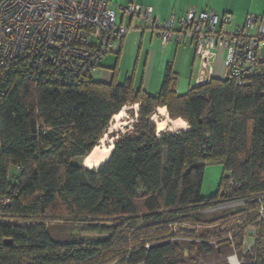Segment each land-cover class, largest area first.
<instances>
[{"label":"trees","instance_id":"1","mask_svg":"<svg viewBox=\"0 0 264 264\" xmlns=\"http://www.w3.org/2000/svg\"><path fill=\"white\" fill-rule=\"evenodd\" d=\"M175 81L171 67L157 95L135 87L132 76L117 84L115 73L108 83L88 77L76 87L21 74L8 81L0 97V197L10 204L0 209L14 223L0 224V264H183L167 226L212 225L191 215L218 204L229 179L238 183L235 195L264 192V62L245 87L214 79L179 94ZM127 105L138 106L137 118L116 135L109 159L96 170L73 164L98 147ZM159 108L188 129L157 133L152 117ZM41 120L49 133H37ZM207 165L222 169L210 197L201 194ZM70 220L115 225L85 229L99 236L95 241L56 242L48 222ZM240 220L257 235L254 264H264V226Z\"/></svg>","mask_w":264,"mask_h":264},{"label":"built area","instance_id":"2","mask_svg":"<svg viewBox=\"0 0 264 264\" xmlns=\"http://www.w3.org/2000/svg\"><path fill=\"white\" fill-rule=\"evenodd\" d=\"M118 15L136 20L141 24L136 30L154 34L162 47L192 43L193 87L214 79L233 81L239 88L249 86L259 63L264 62V15L249 14L243 22H236L230 13L191 7L183 16L172 14L162 22L152 7L134 3L113 9L110 0H0V97L7 93L8 81L19 74L43 84L65 87H76L91 77L101 61L118 53L121 41L134 31L118 24ZM50 131L42 120L37 124V133ZM16 170L19 173L21 168ZM237 187L233 179L227 180L223 199L191 216L226 214L225 221L231 227L212 241L214 247L224 242L229 251L227 264H254L257 235L252 226L245 229L240 218H253L264 226V192L238 196ZM9 204L8 197H0V208ZM239 211L243 213L236 214ZM12 223L14 220L4 218L0 209V224ZM185 227L194 232L184 235L186 241L211 243L194 228L212 226Z\"/></svg>","mask_w":264,"mask_h":264},{"label":"rangeland","instance_id":"3","mask_svg":"<svg viewBox=\"0 0 264 264\" xmlns=\"http://www.w3.org/2000/svg\"><path fill=\"white\" fill-rule=\"evenodd\" d=\"M138 32L139 31L132 34L133 36H131V38L129 36V38L127 37L128 39L125 38V43L119 55H107L101 61L100 68L98 69V71L91 75L92 79L95 82L110 81L112 74L115 73V82H117V84H123L127 77L132 76L135 87H139L140 84H142L144 89L150 88V90H147L148 92H150V95L156 92L154 89V86L156 84V72L153 71L152 58L154 52L160 54L161 47L159 45V41L156 39V36L154 34L145 32L143 33L145 36L142 39L140 38V34H137ZM150 34L152 35V38H150ZM179 50L182 49H178V51ZM261 56L264 58V51L262 52ZM192 59L193 48L191 46H188L187 52L181 54L180 57L173 50L172 54H170V57L168 58V60L172 63V69L174 71L173 73L177 75L176 89L178 93H185L188 90L189 86H192L194 84L195 66L192 64ZM218 72H220V68ZM163 76L164 73L160 75V78L158 80L159 85L158 87H156L157 89H159V87L161 86ZM148 85L150 87H148ZM121 111H123L124 115L120 121V125L118 127H114V123H110L107 133L103 137L104 142L101 141L98 147L108 149L112 145L118 133L123 134L132 129V124L137 118L138 106L127 105ZM153 117L155 120L154 122L156 123V128L158 122L162 121L163 119H169L167 112L165 113V118L160 117L157 112L154 114ZM182 124V128H179L178 130H171V125H168L163 131H170L173 133L185 131L186 125L184 123ZM160 132L157 131V133ZM112 136H114V138L111 139ZM72 163L75 165H81L82 161L80 159H75L72 160ZM221 173L222 169L219 165L206 166L201 186V193L203 195L212 196L215 194L218 188L219 180L221 178ZM219 218H221V222L224 221L223 225L215 224L217 223L215 222V220ZM225 220H227V216L224 213L222 214L217 212V214L205 215L201 217L199 221L205 223L208 222L210 224L212 223V225H210L212 226V228H194L196 233H198L199 235H209V239L207 240L211 241V243L209 244V247H211L210 253H202L200 246L198 247V243H191L184 239V235L186 233L190 234V232H192L190 230L187 231V227H185L184 225L171 224L167 226L169 232L168 236H170L172 233H176V237L172 239L171 242L175 243L181 248V260L183 264H227L225 258L229 252L227 246L224 244V242H222L221 245L215 248L214 244L212 243V241H216L217 236L221 237L222 234L231 227V224L227 223ZM15 223H20V221H15ZM48 225L52 238H54L56 242L70 243L89 240L95 241L96 239H98L97 237L99 236H97L96 234H89L86 232L85 229L94 225H106L111 227L112 225H115V223H93L88 221L70 220L65 222H48ZM139 225L140 223L135 226L129 224L127 226L129 229L128 231L133 232L139 227ZM128 240L131 241V238H129ZM194 246H196L195 249L191 251L190 247ZM105 264L121 263L114 259Z\"/></svg>","mask_w":264,"mask_h":264},{"label":"crops","instance_id":"4","mask_svg":"<svg viewBox=\"0 0 264 264\" xmlns=\"http://www.w3.org/2000/svg\"><path fill=\"white\" fill-rule=\"evenodd\" d=\"M128 3H134V4L144 6V7L146 6L152 7L154 10V14L162 22L166 21L172 14H175L177 17L183 16L184 13L191 7L196 8L198 11L212 10L218 14L227 12L233 16L234 21L236 22H243L246 16L249 14L264 15V0H110V5H111V8L113 9L118 5H126ZM117 23L124 27L132 28L135 31L131 33V35L129 36L130 38L131 36H133L132 34L137 32L136 29L141 26V24L137 23L136 20H133L128 17L121 16V15H118ZM137 34H140V38L142 39L145 36L143 33H140V32H138ZM150 38H152L151 34H150ZM126 39L121 41L118 53L111 54V55L117 56L121 53V49ZM156 39L159 41L157 37ZM159 45L161 47L160 54H157L156 52H154L155 54L153 53V58H152L153 71L156 72V78H155L156 84L154 86V89L156 92L151 95H157L159 92L160 87L159 89H157L156 87H158L159 85L158 80L160 78V75L164 73V76H165L167 67H171L172 69V63L168 60V58L170 57V54H172L173 50L180 57L181 54H184L187 52L188 46H191L193 48L192 64L194 65L193 63L194 62V46L192 45V43L189 42V43H186L185 45H180V46L175 45V44H169L166 47H162L159 41ZM178 49H182V50L178 51ZM262 52H261V55H262ZM176 81H177V75H176ZM176 81L174 83V90L177 92ZM108 82L109 81H105L103 83H108ZM150 83H151V77H150ZM149 85L148 87H150ZM144 90L148 94H150V92L147 91V90H150V88H145ZM179 94H182V93H179ZM180 121L186 125L185 130H187L188 129L187 124L183 122L182 120ZM203 196L210 197L208 195H203Z\"/></svg>","mask_w":264,"mask_h":264},{"label":"bare ground","instance_id":"5","mask_svg":"<svg viewBox=\"0 0 264 264\" xmlns=\"http://www.w3.org/2000/svg\"><path fill=\"white\" fill-rule=\"evenodd\" d=\"M157 114L165 118V113L166 110L165 108H159L157 109ZM124 113L121 111L119 114L115 115L111 123H114V127H118L120 125V121L123 117ZM154 117H153V122H154ZM168 125H171L170 129L171 130H178L179 128H182L183 124L180 121H172L170 119H163L162 121L157 123V131H163L166 129ZM102 142H104V139H102ZM114 142V141H113ZM109 147V146H107ZM113 149V143L112 145L107 149V148H101V147H96L91 154L85 158L83 166L89 170H96L98 169L102 164H104L110 157V154Z\"/></svg>","mask_w":264,"mask_h":264},{"label":"water","instance_id":"6","mask_svg":"<svg viewBox=\"0 0 264 264\" xmlns=\"http://www.w3.org/2000/svg\"><path fill=\"white\" fill-rule=\"evenodd\" d=\"M112 138H114V136H112L111 139H112ZM115 139H116V137H115ZM82 166H83V160H82ZM4 244H5V245H8V244H10V241L7 240V241L4 242Z\"/></svg>","mask_w":264,"mask_h":264}]
</instances>
